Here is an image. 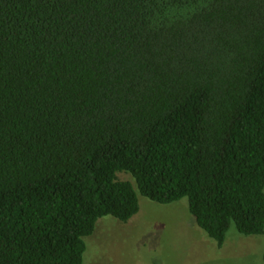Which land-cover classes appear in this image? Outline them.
I'll return each mask as SVG.
<instances>
[{"label": "trees", "instance_id": "16d2710c", "mask_svg": "<svg viewBox=\"0 0 264 264\" xmlns=\"http://www.w3.org/2000/svg\"><path fill=\"white\" fill-rule=\"evenodd\" d=\"M139 192L264 233V0H0V264H83Z\"/></svg>", "mask_w": 264, "mask_h": 264}, {"label": "rangeland", "instance_id": "374dc122", "mask_svg": "<svg viewBox=\"0 0 264 264\" xmlns=\"http://www.w3.org/2000/svg\"><path fill=\"white\" fill-rule=\"evenodd\" d=\"M120 179L133 181L129 173ZM139 212L128 222L108 215L86 237L83 264H264V233H228L223 248L197 224L188 198L161 204L138 193Z\"/></svg>", "mask_w": 264, "mask_h": 264}]
</instances>
